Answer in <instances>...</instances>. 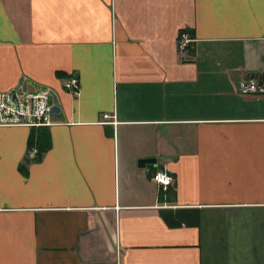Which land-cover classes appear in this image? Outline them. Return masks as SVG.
Instances as JSON below:
<instances>
[{"label": "crops", "instance_id": "crops-1", "mask_svg": "<svg viewBox=\"0 0 264 264\" xmlns=\"http://www.w3.org/2000/svg\"><path fill=\"white\" fill-rule=\"evenodd\" d=\"M252 74L264 0H0V93L27 77L58 108L40 129L0 121V264H264V92L239 89Z\"/></svg>", "mask_w": 264, "mask_h": 264}, {"label": "built area", "instance_id": "built-area-1", "mask_svg": "<svg viewBox=\"0 0 264 264\" xmlns=\"http://www.w3.org/2000/svg\"><path fill=\"white\" fill-rule=\"evenodd\" d=\"M190 37L183 33L179 39V51L189 53ZM66 88L77 94L79 82L77 79H70ZM240 92L246 94H257L264 92V89L254 79L242 81L239 86ZM52 93L48 89L31 90L26 77L6 93L0 94V121L10 124H24L30 127L43 126L50 123L53 110ZM153 180L158 187L164 191L172 184L174 177L168 162H163L153 175Z\"/></svg>", "mask_w": 264, "mask_h": 264}, {"label": "trees", "instance_id": "trees-1", "mask_svg": "<svg viewBox=\"0 0 264 264\" xmlns=\"http://www.w3.org/2000/svg\"><path fill=\"white\" fill-rule=\"evenodd\" d=\"M191 35V32H190ZM192 36V35H191ZM60 76H63L61 73H58ZM251 78L257 79L259 81L260 85H264V74L262 75H258V74H252L250 76ZM33 128H38L39 127H33ZM32 143L37 144V148H38V155H36L35 158L39 159L40 156L47 150L48 146H49V142H48V136L45 130H38L35 134H33L32 136ZM172 189H167L166 192H162V197H164L163 195H169V194H174V191L172 192ZM163 219L167 222V224L170 227H178L182 225V222L184 220H186V216H185V211L180 212L177 211L175 213H163Z\"/></svg>", "mask_w": 264, "mask_h": 264}, {"label": "water", "instance_id": "water-1", "mask_svg": "<svg viewBox=\"0 0 264 264\" xmlns=\"http://www.w3.org/2000/svg\"><path fill=\"white\" fill-rule=\"evenodd\" d=\"M58 108L54 106L53 111H56ZM157 165V160L156 159H141L139 161V166L140 167H155Z\"/></svg>", "mask_w": 264, "mask_h": 264}]
</instances>
